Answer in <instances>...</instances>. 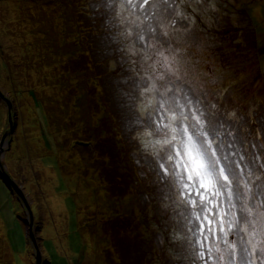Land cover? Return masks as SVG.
Returning a JSON list of instances; mask_svg holds the SVG:
<instances>
[{"label": "rangeland", "instance_id": "374dc122", "mask_svg": "<svg viewBox=\"0 0 264 264\" xmlns=\"http://www.w3.org/2000/svg\"><path fill=\"white\" fill-rule=\"evenodd\" d=\"M81 3L89 5L84 23L75 0H0V264L188 259L185 214L164 207L169 189L143 146L146 117L135 71L120 60L122 29L99 0ZM198 19L202 42L174 46L199 72L204 102L242 115L256 144L264 137V0H217ZM91 35L98 50L87 64L81 48Z\"/></svg>", "mask_w": 264, "mask_h": 264}, {"label": "snow or ice", "instance_id": "6c2138e0", "mask_svg": "<svg viewBox=\"0 0 264 264\" xmlns=\"http://www.w3.org/2000/svg\"><path fill=\"white\" fill-rule=\"evenodd\" d=\"M95 6L110 10L122 29L127 48L120 60L135 71L146 117L143 146L169 189L164 207L185 214L186 251L195 264H264V137L253 144L242 115L204 102L199 72L185 48L174 46L202 42L198 18L216 9L217 0H99ZM212 17L221 22L219 10Z\"/></svg>", "mask_w": 264, "mask_h": 264}, {"label": "trees", "instance_id": "16d2710c", "mask_svg": "<svg viewBox=\"0 0 264 264\" xmlns=\"http://www.w3.org/2000/svg\"><path fill=\"white\" fill-rule=\"evenodd\" d=\"M75 1H77V2H79V4L81 5V7H80V9L82 10V12H80V14L78 15V21H82V20H79V18H81L82 16H84V15H88V14H90V12L88 11V8H89V5H87V4H84V3H81V0H75ZM84 21H86V20H84ZM84 21H82V23H84ZM92 27V26H91ZM94 31V30H93ZM90 32H92V29L89 31V33ZM94 35V34H93ZM98 35V34H97ZM99 36V35H98ZM97 36V37H98ZM97 37L96 36H92L91 35V39H93V40H91V43H90V46L88 45L87 46V44H85V46L83 47V48H81L82 49V55H83V57H84V60H86V61H84L85 63H87V64H89L90 63V60H89V54H91V57L93 56V54H92V52H97V50H98V48H97V44H98V42H97ZM99 37H101V36H99ZM81 46V45H80ZM92 59V58H91ZM118 184L119 183V181L118 182H115V184ZM110 184H111V181H110ZM114 184V185H115ZM155 185H156V183H155ZM114 247L118 250V252L119 253H121V250L119 249V248H117L116 247V245H114ZM180 259V258H179ZM184 259L186 260V263H188V264H195V260H194V258L192 257V256H189L188 255V259L184 256V258H182L181 257V260H178V262H180V261H184Z\"/></svg>", "mask_w": 264, "mask_h": 264}, {"label": "water", "instance_id": "95a60500", "mask_svg": "<svg viewBox=\"0 0 264 264\" xmlns=\"http://www.w3.org/2000/svg\"><path fill=\"white\" fill-rule=\"evenodd\" d=\"M4 175H5V178L4 177L3 178L5 180L7 179L6 182H9V184L12 186V189L15 190L25 200L26 198L24 197L22 190L19 188V185L13 180V178L7 172H5ZM31 236L35 240L33 234H31ZM36 264H41L40 257H38Z\"/></svg>", "mask_w": 264, "mask_h": 264}]
</instances>
